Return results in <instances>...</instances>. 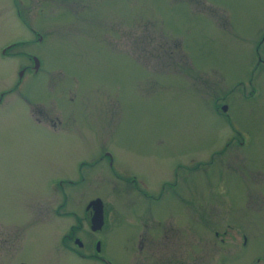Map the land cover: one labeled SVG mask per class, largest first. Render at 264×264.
Instances as JSON below:
<instances>
[{"label":"rangeland","instance_id":"1","mask_svg":"<svg viewBox=\"0 0 264 264\" xmlns=\"http://www.w3.org/2000/svg\"><path fill=\"white\" fill-rule=\"evenodd\" d=\"M57 9L58 21L48 14L34 21L45 32L47 26L52 30L38 48L43 69L25 79L26 89L14 86L21 54L0 56V243L5 250L1 229L13 236L6 254L11 250L10 257L29 264H91L57 248L56 238L74 220L68 210L94 194L108 201L112 226L106 251L119 264H128L123 256L134 251L138 230L149 233L154 213L163 217L162 223L153 222L156 226L170 224L179 237L168 251L172 255L185 249L187 255L224 252L210 227L192 221L191 209L205 199L209 202L201 209L216 220L226 211L217 192L241 198L237 206L246 202L243 189L261 188L264 194V181L258 179L264 176V68L253 69L264 0H59ZM6 27L0 42L23 31L10 19ZM259 51L263 56L264 48ZM211 101L218 109L209 106ZM222 101L226 114L219 111ZM101 146L113 155L115 170L138 175L145 181L139 186L149 191L173 185L174 179L165 178L177 163H185L178 195L154 192L156 201L136 191L125 195L133 186L110 169L99 155ZM80 174L86 183L77 180ZM182 189L190 207L182 203ZM57 204L60 211L50 218L49 212L36 211ZM40 216L55 229L45 238L33 234L36 242L26 244L32 229L43 226ZM241 226L251 228L247 222ZM258 230L251 251L264 250V226ZM162 242L158 235L153 239L156 252L163 251ZM150 253L143 244L139 255ZM165 258L155 262L165 264Z\"/></svg>","mask_w":264,"mask_h":264},{"label":"flooded vegetation","instance_id":"2","mask_svg":"<svg viewBox=\"0 0 264 264\" xmlns=\"http://www.w3.org/2000/svg\"><path fill=\"white\" fill-rule=\"evenodd\" d=\"M58 2L59 0H50L52 6L48 7V2H45V0H0V32L6 30V21L8 19H10L16 25L17 28L23 30L16 36L10 37L0 42V56H5L8 52H11L12 55L20 53V56L22 57V59L17 64L19 65V67L17 68L15 73V75H17V80L14 82V86L19 87L21 84H24L23 89H26L25 79H27L29 76L37 75L43 69L42 64L44 58L38 52V48L43 46L46 34L49 35L52 29L50 26H47L45 27V32L42 29L43 27L35 25L34 21L37 19H45L47 17V14L52 19H56L58 21ZM44 3H46L47 9L49 10L48 12L46 11ZM12 17L15 18V20H13ZM263 42L264 28L261 29L259 37L256 39L253 45L254 52L256 53V65H253V69L255 68L254 70H257V72L261 71L264 68V65L261 67L258 64L259 62L264 64V54L263 56H261L259 51V48H264ZM20 45H22L23 47ZM9 65L12 68L13 63ZM200 94H203V88L201 85ZM1 95L2 93L0 91V96ZM23 97L25 98V94ZM215 98H218V100H224L223 95H217L215 96ZM210 105L212 106L213 110L218 109L213 101H211L209 106ZM223 105L225 106L224 109H222ZM218 107L219 111L224 112L226 114L227 105L225 102H220ZM25 112L26 115L29 116L26 109ZM53 126H55V123H53L52 127ZM103 154L106 157L104 159H107L110 169L119 177L124 178L123 180L129 182L133 186L129 189H124V194L132 195L133 191H136L140 195L148 197H144V199L148 201H156L158 195H155V193L158 192H161L160 195H162L165 194L167 191H170L178 195L179 187L177 186V181L179 179H183L185 177L186 170H188L185 163H177L176 167L171 169L172 174L168 175L165 178L167 179V181L174 179L173 185L169 184V188H163V186L161 185V189L159 191H157L158 186H155L154 189L149 191L142 185V187L139 186V182L145 184V181L140 179L138 175H135L131 171L115 170V167L113 166V155H111L110 152L106 150L104 146H101L99 155ZM98 156L97 158H102V156ZM179 167L181 169L180 173L178 172ZM258 179L261 180L263 183L264 176ZM65 180H67L69 184L77 182V180H79L80 183H86L87 181L86 178H84L81 174L77 180H71L70 178H66ZM52 185L53 181L49 183L50 187ZM48 190H50V188H48ZM185 191H187V189H182L181 193H179V196L182 199V203L185 204L187 208L190 207L191 204H188L190 197H187V193ZM197 191L200 192L202 190L197 189ZM225 191L228 193H232V190L229 189H226ZM241 191H247V199L246 202L239 204L238 206L237 203H239L241 198L230 197V194L228 197V193L225 194L227 196V198H225L223 194L221 195L219 192H217L218 198H221L223 201V205L226 206V211L224 213H221L220 219L219 217H217L216 220H211L210 215L206 211L201 209L200 206L206 207L205 204L209 202H206L205 199L203 202L204 205H202V201H198L197 204L194 205L195 208L191 209L195 214V217L192 218V221L202 225L206 224L207 227H210L212 230V237H218L220 241L219 247L224 248V252H217L213 255H187V249H185L182 251V255H172V252L168 251L170 248H173V242L178 240L179 237L173 236L172 231H175V229L174 226L171 227L170 224H168L169 227L156 226V224L153 222L156 221L157 223H162L163 217L158 219V217L155 216L154 213V216L153 214H150L152 224L149 228V233L146 234L140 230L136 232L133 249L134 251L129 255L123 256L124 260L128 264H156L158 263L155 262L157 259L163 260L165 258L163 252H168L165 258V264H264L263 249H258L254 251L249 250V245L256 240H259L255 237V232L259 231L258 227L264 226V194L261 192V188H248L243 189ZM65 195L66 193H63V197ZM96 197L99 198L98 202L101 208V219L99 221L95 220L96 223H98V226L92 228L91 225L93 224V222L91 221V215L93 213V208L91 204H89V201ZM128 204L129 203H127L126 205ZM76 205L77 206H74L76 207V209L68 210L71 213V217L74 218L73 222L69 223L67 227L63 228L61 231L58 230L59 232H57L58 235L60 232L63 231L56 238V247L67 250L68 252L73 253L81 259L88 260L91 264H119L117 261H115V258L109 255L106 251L105 236L108 234L110 227L112 226V223L110 221L111 217L108 213V201L104 198L103 195L94 194L92 196H88L87 198H85L84 201H81L79 204L77 202ZM60 206L62 205L57 204L53 205L51 209L49 207H45L43 209H37L36 211L42 213L49 212L47 217L50 218L52 217V215H56L59 213L60 210L58 207ZM227 207L233 208L232 210H229ZM119 215L122 214L119 212ZM39 221L44 226L43 230L41 229L43 226L40 225H38V228H31V236H27V239L25 238L26 240L24 239L26 244L36 242L32 238V235L35 233H37L36 237L45 238L48 234L54 231L55 227H52L50 225L54 224L53 221L43 220L41 219V216ZM23 222L27 223L28 221L24 220ZM242 222H247L251 228L241 226ZM218 223L219 227L222 226L221 230L218 229ZM255 228L256 230L254 231ZM1 232L6 234L4 240L8 244L6 245L5 250V247L0 243V264H29L26 259L20 257H10V255H13L11 254V250L6 254L9 245L12 243L13 236H11V234H9L6 230L1 229ZM225 233L228 234H226V239ZM156 235H158L159 238L163 240V251L159 250L156 252V244L153 243V239L156 237ZM181 235L183 240L187 238V233L184 232L183 228ZM7 237H9L8 241H6ZM232 237L233 240L230 239ZM75 238H78L79 242L75 241ZM25 242H23V244ZM143 244L147 245L150 248L151 255H139L142 252ZM157 255L162 256L158 257Z\"/></svg>","mask_w":264,"mask_h":264},{"label":"water","instance_id":"3","mask_svg":"<svg viewBox=\"0 0 264 264\" xmlns=\"http://www.w3.org/2000/svg\"><path fill=\"white\" fill-rule=\"evenodd\" d=\"M225 106L223 105L222 106V109H224ZM99 198H94V199H91L89 201V204H91L92 208H93V213L91 215V221L93 222V224L91 225L92 228H95L96 226H98V223H96L95 220H100L101 219V208H100V204H99ZM75 241L79 242V239L78 238H75Z\"/></svg>","mask_w":264,"mask_h":264}]
</instances>
